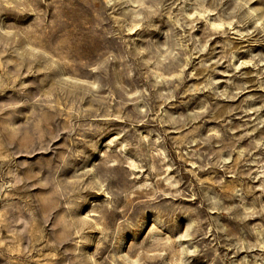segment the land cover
I'll return each mask as SVG.
<instances>
[{
  "label": "rangeland",
  "instance_id": "1",
  "mask_svg": "<svg viewBox=\"0 0 264 264\" xmlns=\"http://www.w3.org/2000/svg\"><path fill=\"white\" fill-rule=\"evenodd\" d=\"M0 264H264V0H0Z\"/></svg>",
  "mask_w": 264,
  "mask_h": 264
}]
</instances>
